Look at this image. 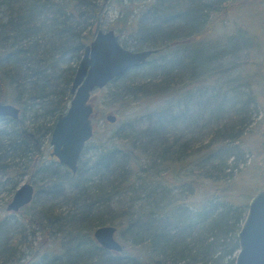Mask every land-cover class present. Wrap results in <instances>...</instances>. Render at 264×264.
Instances as JSON below:
<instances>
[{
  "label": "trees",
  "instance_id": "trees-1",
  "mask_svg": "<svg viewBox=\"0 0 264 264\" xmlns=\"http://www.w3.org/2000/svg\"><path fill=\"white\" fill-rule=\"evenodd\" d=\"M115 1L105 24V0H0V102L19 108L0 117V184L39 181L32 201L44 202L15 224L0 218V264H234L255 192L243 175L264 151L260 81L247 71L259 43L237 24L216 33L237 0ZM105 27L155 53L96 89L116 121L93 132L72 173L47 147ZM102 225L116 228L120 251L96 242Z\"/></svg>",
  "mask_w": 264,
  "mask_h": 264
},
{
  "label": "water",
  "instance_id": "water-1",
  "mask_svg": "<svg viewBox=\"0 0 264 264\" xmlns=\"http://www.w3.org/2000/svg\"><path fill=\"white\" fill-rule=\"evenodd\" d=\"M153 53L155 49L131 50L123 47L112 29L98 30L85 47L77 65L68 107L54 123L49 140V155L75 173L84 146L94 132V108L90 102L92 91L105 87L115 78L144 64ZM0 117L16 120L19 117V108L0 102ZM106 120L114 123L116 117L107 114ZM34 194L31 183H22L14 191L6 209L19 211L32 201ZM115 232L114 226L102 225L93 230V237L102 248L120 251L121 244ZM237 239L239 248L234 264H264V188L250 197Z\"/></svg>",
  "mask_w": 264,
  "mask_h": 264
},
{
  "label": "rangeland",
  "instance_id": "rangeland-1",
  "mask_svg": "<svg viewBox=\"0 0 264 264\" xmlns=\"http://www.w3.org/2000/svg\"><path fill=\"white\" fill-rule=\"evenodd\" d=\"M244 0H237L233 5L231 12L227 15V20L224 24L219 23L220 26L217 29V34H231L235 30V25L237 24V29L243 35L247 37H252V39L258 41L259 43V52L253 55V61L247 63V71L251 73L258 74V80L260 81L259 86L256 89V93L258 94L259 108L260 114L262 115V119L264 121V83H262L261 79L264 81V0H249L248 2H243ZM106 5V14L103 17V22L108 23L113 21L118 16L119 5L115 0H105ZM122 8V7H121ZM107 28L105 27L104 30ZM234 61V57H229L226 59V62ZM262 83V84H261ZM98 94V95H97ZM106 96V91H97L93 90L91 93V104L94 108L93 115V126H94V136H103L108 130V121L102 116V113H108L106 109L107 103L109 100ZM11 104V103H9ZM143 106H146L143 104ZM89 146L91 147L90 143ZM86 152H87V143L85 144ZM51 150L50 145L47 147V152ZM264 157V151L259 147L258 151H254L249 154L248 158V169L246 174L243 175V179L246 180L249 184L254 186L255 192L259 189L264 188V161L262 158ZM52 158V157H51ZM64 168V167H62ZM15 180V178H13ZM19 183L15 187V190L24 182H29L34 186L39 185V181H35L34 179H28V177H23L22 179H18ZM4 184H0V218L3 216L11 217L10 221L15 224L18 219V212L8 211L6 209L8 203L11 201L14 191L11 189V181L1 180ZM36 193V192H35ZM253 195V194H252ZM251 195V196H252ZM40 198V197H39ZM34 200V199H33ZM40 202V203H39ZM41 203L44 205L42 200L37 201L33 204L31 201L28 205L31 206V210H39L43 207ZM13 239H17L16 236L12 237Z\"/></svg>",
  "mask_w": 264,
  "mask_h": 264
},
{
  "label": "flooded vegetation",
  "instance_id": "flooded-vegetation-1",
  "mask_svg": "<svg viewBox=\"0 0 264 264\" xmlns=\"http://www.w3.org/2000/svg\"><path fill=\"white\" fill-rule=\"evenodd\" d=\"M86 143H87V142H86ZM84 147H85V146H84ZM80 156H81V155H80ZM263 158H264V157H263ZM263 158H262V159H263Z\"/></svg>",
  "mask_w": 264,
  "mask_h": 264
}]
</instances>
